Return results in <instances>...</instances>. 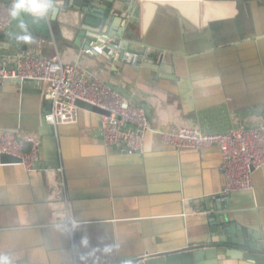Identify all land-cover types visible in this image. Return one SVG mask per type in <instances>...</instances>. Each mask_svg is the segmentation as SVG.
<instances>
[{
    "label": "crops",
    "instance_id": "1",
    "mask_svg": "<svg viewBox=\"0 0 264 264\" xmlns=\"http://www.w3.org/2000/svg\"><path fill=\"white\" fill-rule=\"evenodd\" d=\"M141 2H90L103 7L101 14L90 15L109 29L122 28L116 38L127 41L120 55H136V63L82 54L92 32L82 29L81 0L22 2L21 15L29 19L14 16L0 35V65L15 49L45 57L57 53L78 72L96 74L143 107L148 121L143 153H128L103 143L97 110L80 104L76 123L54 126L42 120L49 100L38 81L3 79L0 129L22 139L24 151L26 138H33L38 156L31 170L0 164V264H137L148 255L202 247L209 238L207 217L220 215L264 243V165L252 172V192L237 191L220 202L219 147L175 149L160 136L179 127L226 133L264 122V25L243 19L241 0ZM155 5L178 10L182 24L155 12ZM135 6V13L145 9L142 26L140 20L123 24L112 16L113 10L131 15ZM51 7H59L54 19ZM230 18L237 24L209 29L226 44L185 51L186 41L190 48L201 43L200 32ZM212 36L203 43H214ZM151 46L155 54L147 57ZM190 264L264 263L211 256Z\"/></svg>",
    "mask_w": 264,
    "mask_h": 264
},
{
    "label": "built area",
    "instance_id": "2",
    "mask_svg": "<svg viewBox=\"0 0 264 264\" xmlns=\"http://www.w3.org/2000/svg\"><path fill=\"white\" fill-rule=\"evenodd\" d=\"M14 7L15 0H0V35L11 26ZM38 7L45 10L44 3L38 2ZM161 7L173 8L155 5V12ZM140 14L142 16V10ZM139 20L140 26L145 24L143 16L142 22ZM119 50L118 38L101 31L85 44L81 52L88 56L104 54L109 59L121 58L131 63L138 61L136 55L118 56ZM9 53V60L0 65V83L9 77L38 81L49 100V109L42 115L44 122L54 126L74 124L79 117L80 104H84L99 112L105 145L121 146L128 153H143L148 129L143 107L120 94L96 74L78 72L76 65L63 62L57 53L50 57L21 49ZM160 136L165 144L175 149L219 147L224 184L216 200L227 202L234 192L253 191L252 172L264 165V122L237 127L226 133H206L192 127H179L174 131H163ZM25 141L29 145L28 151L23 150L22 139L0 129V155L17 157L20 160L17 164L31 170L38 156V143L33 138ZM56 207L57 204L53 203V208Z\"/></svg>",
    "mask_w": 264,
    "mask_h": 264
},
{
    "label": "water",
    "instance_id": "3",
    "mask_svg": "<svg viewBox=\"0 0 264 264\" xmlns=\"http://www.w3.org/2000/svg\"><path fill=\"white\" fill-rule=\"evenodd\" d=\"M31 1L34 0H15L14 16L18 19L28 20L29 18L21 15L20 4L22 2H31ZM81 1H83V3L82 4L79 3V4L82 6V11L84 12V20H83L84 24L82 29L85 30L88 28L89 31L92 32L91 38L95 36L98 32H101L99 31L100 29L99 27H102V32L104 31L107 34L113 36H120V34L122 33V28L115 27L113 29H109L107 28L108 26L104 24V20L90 15V11H89L91 7L90 2L92 1L100 2L101 0H81ZM105 1L112 3L114 0H105ZM241 1L242 2L240 7L242 9L241 12L243 14V19L245 21H249L250 18L255 24L258 21L260 22V24L264 25V0H241ZM51 10H52L51 19H54L56 12L59 10V7L57 8L51 7ZM157 11H158L157 13L165 15L168 18H171V20L172 19L177 20V23L180 22L179 20L180 16L178 14L179 11L174 8L161 7L157 9ZM236 21L234 18H230L226 20L224 19L216 20L214 22V25H216L215 27H213L214 26L213 25L210 26L208 30L205 29L203 33L200 32V34H203V37L201 38V43H195L190 48L186 41L185 51L186 52H192L196 50L201 51L207 49V47L211 45H212L211 47L216 46L217 48V46H219L218 43H220L221 45L226 44L227 42L222 38H217L215 36H212V32H217L218 29L220 30L221 27L225 25H232V24L236 25L237 24ZM37 25L41 29H45V26H43V24L42 25L37 24ZM211 28L214 29V31L210 32L209 29ZM94 29H98V32L95 31ZM205 36L207 38L209 36L210 37L212 36L215 42L204 44L203 40L207 41ZM197 37H199V33L197 34ZM91 38H88L87 42ZM190 38L193 39L196 38V36L193 35ZM234 38H237V36H235ZM230 39H233V37H231ZM126 41L127 40L122 41V43L120 44L121 45L120 50L123 48L122 45L125 44L123 42ZM154 46H157V42L154 44ZM155 49L156 48L153 49V47L151 46V49L148 50L146 53L145 52L144 53L147 57H153L155 54ZM120 50L118 56L120 55ZM19 161H20L19 158L11 155H7V154L0 155V163H16ZM200 204H201V199L199 200V205ZM207 220L209 223V229H208L209 238L206 241H203L204 244L202 247L193 250L190 246H187L173 250L169 254H165V255H160V256L148 255L146 257L140 258L141 261L138 262L137 264H177L181 262L183 264H190L192 263L193 259L201 260L204 257L209 258L211 256H216V258L229 257L232 259H240L245 257L248 260L264 263V243L260 241L261 238H259L258 235L252 236V231L250 229L244 228L242 225L235 223L234 221H232V219L228 218L227 216L220 215L218 217L216 216L207 217Z\"/></svg>",
    "mask_w": 264,
    "mask_h": 264
},
{
    "label": "bare ground",
    "instance_id": "4",
    "mask_svg": "<svg viewBox=\"0 0 264 264\" xmlns=\"http://www.w3.org/2000/svg\"><path fill=\"white\" fill-rule=\"evenodd\" d=\"M33 6H35V5L34 4L30 5V7L32 9H33ZM135 10H136V6H135V9H134V11H133V13L131 15H126V13H123V12H121L120 14H117L116 11L113 10L112 16L115 15L114 16L115 18H121L123 24L129 23V24H134L135 25V24H137L139 19H141V22H142L141 14L138 13V12L135 13ZM141 10H142V13H143V10H145V9H140V11ZM89 11H90V13H93V14H101L103 12V7L102 6H97V4L96 5H92L90 7ZM142 30H143V27H142Z\"/></svg>",
    "mask_w": 264,
    "mask_h": 264
},
{
    "label": "trees",
    "instance_id": "5",
    "mask_svg": "<svg viewBox=\"0 0 264 264\" xmlns=\"http://www.w3.org/2000/svg\"><path fill=\"white\" fill-rule=\"evenodd\" d=\"M115 264H121V262H117V263H115Z\"/></svg>",
    "mask_w": 264,
    "mask_h": 264
},
{
    "label": "rangeland",
    "instance_id": "6",
    "mask_svg": "<svg viewBox=\"0 0 264 264\" xmlns=\"http://www.w3.org/2000/svg\"><path fill=\"white\" fill-rule=\"evenodd\" d=\"M159 28H157V30H158Z\"/></svg>",
    "mask_w": 264,
    "mask_h": 264
}]
</instances>
